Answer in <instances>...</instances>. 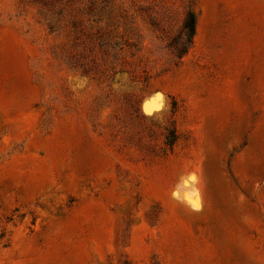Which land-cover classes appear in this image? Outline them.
<instances>
[{
  "label": "rangeland",
  "instance_id": "rangeland-1",
  "mask_svg": "<svg viewBox=\"0 0 264 264\" xmlns=\"http://www.w3.org/2000/svg\"><path fill=\"white\" fill-rule=\"evenodd\" d=\"M0 264H264V0H0Z\"/></svg>",
  "mask_w": 264,
  "mask_h": 264
},
{
  "label": "trees",
  "instance_id": "trees-1",
  "mask_svg": "<svg viewBox=\"0 0 264 264\" xmlns=\"http://www.w3.org/2000/svg\"><path fill=\"white\" fill-rule=\"evenodd\" d=\"M195 30H196V17L193 13H189L184 22V27H183L184 38L182 41L177 42L179 43L178 46L176 47V52L178 54V57H182L185 53H187L188 49L190 48L193 42ZM177 138L178 136L175 129H169L166 135L165 142L167 145L172 147L177 141Z\"/></svg>",
  "mask_w": 264,
  "mask_h": 264
}]
</instances>
